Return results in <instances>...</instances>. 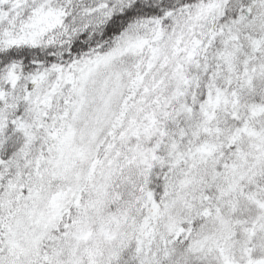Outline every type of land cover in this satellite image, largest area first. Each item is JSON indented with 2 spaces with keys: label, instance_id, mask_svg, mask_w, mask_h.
I'll list each match as a JSON object with an SVG mask.
<instances>
[{
  "label": "snow or ice",
  "instance_id": "6c2138e0",
  "mask_svg": "<svg viewBox=\"0 0 264 264\" xmlns=\"http://www.w3.org/2000/svg\"><path fill=\"white\" fill-rule=\"evenodd\" d=\"M0 264H264V0H0Z\"/></svg>",
  "mask_w": 264,
  "mask_h": 264
}]
</instances>
